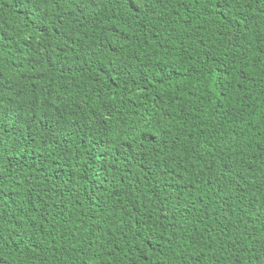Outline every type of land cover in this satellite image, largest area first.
<instances>
[{"label": "trees", "instance_id": "obj_1", "mask_svg": "<svg viewBox=\"0 0 264 264\" xmlns=\"http://www.w3.org/2000/svg\"><path fill=\"white\" fill-rule=\"evenodd\" d=\"M0 264H264V0H0Z\"/></svg>", "mask_w": 264, "mask_h": 264}]
</instances>
